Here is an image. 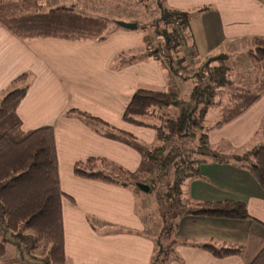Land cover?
Instances as JSON below:
<instances>
[{"label":"crops","instance_id":"crops-1","mask_svg":"<svg viewBox=\"0 0 264 264\" xmlns=\"http://www.w3.org/2000/svg\"><path fill=\"white\" fill-rule=\"evenodd\" d=\"M197 2L198 4H195L194 0L183 1L170 11L179 10L178 12L186 13L199 9L198 11L214 12V21L211 25L218 35L223 34L226 37L224 40L221 36V41L264 39V0H197ZM117 38L122 44L113 47L111 50L113 56L111 54L105 58L82 59L80 63L86 68L77 69V57H72L70 51L94 44L103 46L106 38L102 41L75 42L55 39L19 40L0 25V98L15 88L16 85L11 83L13 79L26 74L24 85L27 89L17 108L22 129L28 131L44 126L52 128L60 190L73 202V209L81 206L80 208L85 210L82 213L83 226L87 228L95 225L100 231V235L95 237L99 243L94 250L74 254L70 248L71 236L66 233L62 211L65 264H151V258L157 251V244L154 247L149 246L146 251L111 249L115 244L113 243L115 237H119V242L124 244V240L120 239L124 235L115 234L120 233L119 231L111 232L113 227H119L118 222L115 221L116 217L122 225L131 223L136 225L141 221V212L136 205L139 195L130 185L99 184V180L84 179L86 183H83V192L87 196L80 193L83 197L76 201L73 197L74 191L62 190L60 181V161L62 164L71 163L73 169L78 162L90 158L107 159L108 156H105L107 153L99 150L101 145L104 146L103 137H109L110 134L121 137L109 131L124 129L120 124L125 123L122 114L127 106L126 102L124 103L123 99V104L119 105L114 98L110 102L111 96L107 93L109 86L103 82L101 84L98 77L103 74L101 78L113 79L114 85L118 86V97L120 93L124 97L125 94L131 95V91L136 92L135 87H130L124 93L125 77L121 74L123 80L119 78L121 72L131 70L133 66L128 65L125 69V65L118 66L117 63L112 67L114 57L119 52L129 47L131 49L130 45L127 47L123 43L124 36L118 35ZM99 52L101 54L103 51ZM75 80L85 82L79 84ZM94 89L98 95L94 93ZM62 91L64 92L60 93ZM82 114L99 119L106 127L86 121L80 116ZM115 121L118 123L116 124ZM217 130H221L219 132H223L224 135L214 142V146L222 144L221 155L225 158L264 144V94L241 116L218 127ZM118 138L112 144L114 147H119ZM134 140L135 143L138 142L137 139ZM122 145L120 149L124 152V164L119 167L124 172L125 169L135 172V165L139 163L141 156L130 146L127 139L122 140ZM105 146L108 144L106 143ZM200 167L202 177L186 181L182 185V199L186 203L241 202L245 204L249 216L259 223L208 217H182L174 236L179 244L175 246L172 258L163 264H248L264 247V194L247 171L238 169L232 164H217L210 161ZM77 190L82 191V189ZM103 193L116 197V204L111 206L107 201L103 203L99 197ZM84 197L89 198L84 200ZM90 205L96 208L97 213L90 211ZM107 208L111 212L105 214ZM122 215L124 216L120 217ZM89 219L93 220L94 224ZM78 222L80 223V219ZM203 245L215 248L242 247L243 254L240 257L216 259L202 249Z\"/></svg>","mask_w":264,"mask_h":264},{"label":"trees","instance_id":"trees-1","mask_svg":"<svg viewBox=\"0 0 264 264\" xmlns=\"http://www.w3.org/2000/svg\"><path fill=\"white\" fill-rule=\"evenodd\" d=\"M161 17L165 23H175L181 29H187L189 15L186 13L162 11ZM0 25L19 40L55 39L70 42L102 41L107 29L106 21L80 15L72 8L56 7L44 11L39 0H0ZM164 37L168 43L176 42L177 33L175 30L164 33ZM254 44V49L247 53L253 72L252 88L231 92L228 104L220 106L219 102H214L217 90L223 87L226 72L222 64L225 57H216L219 66L212 67L208 75H198L200 85L193 89L189 102L180 100L174 93L140 89L132 95L124 110V121L139 123L136 118L150 115L152 108L178 109L177 115L167 118L164 125L157 129L161 145L151 152H142L130 134L120 133L130 145L134 144L141 151L147 165L154 164L159 174L149 181V193L154 195L161 208L170 203L178 218L208 217L259 223L249 216L245 204L241 202L189 203L186 210L176 209L182 203L183 183L201 178L199 167L210 161L232 164L247 171L264 194V144L241 155L225 158L211 150L202 126L209 109L219 108V118L215 124L218 128L241 116L264 94V39H255ZM209 64H204L203 71ZM26 79V74H21L11 83H24ZM202 82L205 85L202 86ZM26 89V85L16 88L0 101L1 245H12L21 259L27 257L29 251L36 252L43 244L48 248L45 264H65L62 199L67 196L59 186L55 137L48 126L28 131L22 129L17 108ZM80 116L88 122L106 127L99 119L83 114ZM191 142L196 144L186 148ZM101 161L104 160L90 158L84 165L78 163L74 167L75 176L115 183L102 173H87ZM78 166L81 168L78 169ZM119 172L126 174L121 169ZM161 232L163 235L165 229ZM23 242L30 244L26 255L22 251L26 250V247L22 249ZM202 249L216 259L240 257L243 254L242 247L203 245ZM43 250L47 258L46 250ZM248 264H264V247Z\"/></svg>","mask_w":264,"mask_h":264},{"label":"rangeland","instance_id":"rangeland-1","mask_svg":"<svg viewBox=\"0 0 264 264\" xmlns=\"http://www.w3.org/2000/svg\"><path fill=\"white\" fill-rule=\"evenodd\" d=\"M39 1L44 11L56 7L72 8L80 15L106 21L107 29L104 34L106 43L103 44V46L94 44V46H81L70 51L72 57H77V69L86 68L85 65L80 63L82 59L93 60L99 57L105 58L109 55L111 56L113 47L117 44H122L117 38L118 35L125 37L123 43H125L127 47L130 45L131 49H129V47L125 51L119 52L114 57L115 61L112 66H116L117 63L118 66L125 65V69L128 68V65L133 66L131 70H125L126 72H123L124 74L122 72L119 74L121 81L123 80L121 74L125 77L123 82L124 93L128 91V88L135 87V91L142 89L153 92L174 93L180 100L189 102L193 89L200 85L197 82L198 75H208L212 67L219 66V59L216 57H225L222 64L226 72L223 77V87L217 90V96L214 100L215 103L219 102L220 106H224L229 103V94L231 92L239 89L248 90L252 88L253 72L248 64L247 53L255 47L253 39H239L235 42L221 41V36L224 40L226 37L223 34L220 36L217 31H214L215 29L211 25L212 21H214V12L210 11H198L199 9L186 11V14L189 15L187 29H181L175 23H165L161 20L162 11L169 12L171 8H177L179 4L187 0ZM194 3L198 4L197 0H194ZM117 23L132 24L136 26V29H124L119 27ZM174 30L177 33V40L176 42L168 43L164 37V33H171L172 31L174 32ZM100 50L103 51L101 54L99 52ZM205 63L210 64L208 68L203 71ZM133 71L134 73H132ZM98 77L100 78L99 82L101 84L103 82L106 86H109L107 93L108 96H111L109 98L110 102H112L114 98L116 99V104L121 105L124 99V103L126 102L125 105L128 104L134 91H131V95L125 94L124 97L121 96L119 92L120 96L118 97V86H116L117 84L114 85V80L109 77L101 78L103 74L101 77ZM75 82L81 84L85 81L75 80ZM24 84L25 82L17 83L14 89L21 88ZM201 84L203 86L205 82ZM119 86L121 90L122 83L119 84ZM61 88L62 87H60V90H62ZM93 91L98 95L95 89ZM63 92L64 91L60 93ZM2 98H0V101ZM110 106L113 105L110 104ZM149 114L150 115L146 117L136 118L139 123L124 121L125 123L123 125L120 124L124 129L119 127L121 131L110 129L109 132L119 135H121L120 133L122 132L130 133L133 138L138 140L136 145L140 147L142 152H151L161 145L158 140L157 129L164 125L167 118H172L177 115L178 109L173 107H156L152 108ZM218 118L219 108H211L207 111L202 126L204 128L203 132L206 133L207 141L211 145V150L221 155V150L223 149L222 144L214 146V142L224 135L223 132H219L221 130H217L215 127ZM115 122L116 124L118 123V121ZM107 137L108 136L103 137L104 146L101 145L99 148L102 152L107 153L105 155L108 156L107 159H101L105 162H98L96 168L91 172L87 171V173H102L105 177L110 178L118 185H121V183H126L128 186L130 185L139 195V200L136 205L137 209L139 208L141 212V216L139 215L141 221H138L139 223H136V225L135 223H131V226L122 225V223L118 221L119 218H115L119 227H113L114 229L111 230V232L119 231L120 233L117 232L115 234L124 235V237L122 236L120 238L124 240V244L119 242V237H115L113 239V243L115 244L111 249L115 251H130L131 249L146 251L149 246L154 247L157 244L156 255L151 258L150 263H166L172 258L175 246L179 244L175 241L174 230L181 218H178L177 213L173 210L174 207H172L170 203L161 208L158 206L152 193H143L135 187L136 184L148 186L149 181L157 177L159 172L154 164L151 166L147 165L141 155V151L133 144L130 146L139 152L141 160L135 165V172H130L125 169L126 174H121L119 172V166L122 167V164H124V152H122L120 147H123L122 140H124L125 137L121 135V137L118 138V136L112 134H110L108 138ZM117 138L119 140V147H114L112 144L115 143V139ZM106 143L108 146H105ZM110 144L111 146H109ZM195 144L196 142L188 143L186 148L189 149ZM243 153H238V155ZM78 163L84 165L86 161ZM78 163L75 164L74 167L78 165ZM74 167L72 169L71 163L62 164V161H60L59 175L62 190H68L69 192L74 191L73 194L75 196L73 197L76 198V201H79L83 197L80 196V193L84 194L83 183H86L84 181L86 178L75 176ZM79 168H81V166H78V169ZM200 168L201 167H199V171ZM101 183L108 182L99 181V184ZM77 189H82V191ZM89 190L93 189L89 188ZM84 195L87 196L86 194ZM99 197L102 199L103 203L107 201L111 206L117 202L116 197L108 195L107 193L100 194ZM87 198L89 197H84V200ZM181 201L182 203L179 204L176 209L178 208L180 211L186 210L189 203H186L182 197ZM72 203L71 200L63 197L62 211L64 226L66 233L68 232L71 236V250L74 251V254L80 252L83 254L95 249L97 243H99L95 237L100 235V231L95 225H93V227H84L82 224V213L85 210L81 209V206H77L73 209L72 207L74 205ZM89 203H91V200H89ZM90 207V211H96L93 205H90ZM110 212L108 208L104 211L105 214ZM95 213H97V211ZM123 216L124 215L120 217ZM78 219H80V223ZM89 221L94 224L93 220L89 219ZM2 226L0 222V264H45V259L48 260V248L43 244L35 250L36 252L31 253V251H29L27 254V249L30 244L25 245L26 243L23 242L24 246H22V249L26 247V250L22 251L25 252V255L27 254V257L23 256L24 258L21 259L17 257L18 252H16L12 245H1L3 239ZM162 229H165L163 235L161 234ZM43 249L46 250L47 258H45Z\"/></svg>","mask_w":264,"mask_h":264},{"label":"water","instance_id":"water-1","mask_svg":"<svg viewBox=\"0 0 264 264\" xmlns=\"http://www.w3.org/2000/svg\"><path fill=\"white\" fill-rule=\"evenodd\" d=\"M117 25L121 28L128 29V30H134L136 29L135 25L132 24H124V23H117ZM135 187L143 192V193H149V187L143 184H136Z\"/></svg>","mask_w":264,"mask_h":264}]
</instances>
